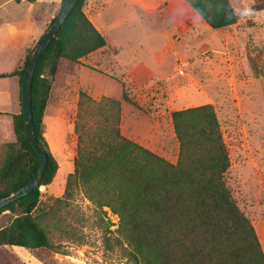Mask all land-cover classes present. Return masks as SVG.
I'll list each match as a JSON object with an SVG mask.
<instances>
[{
	"label": "trees",
	"instance_id": "16d2710c",
	"mask_svg": "<svg viewBox=\"0 0 264 264\" xmlns=\"http://www.w3.org/2000/svg\"><path fill=\"white\" fill-rule=\"evenodd\" d=\"M85 2L77 1L36 65L31 111L48 165L31 193L0 209V215H9L8 224L0 228V248L55 251L51 237L62 211L82 194L98 209L107 208L118 217L117 232L128 245L133 264H264L254 225L227 185L230 159L209 104L171 113L178 143L177 160L171 163L122 135L120 100L103 97L95 101L80 92L73 128V171L66 177L61 197L42 201L40 187L49 186L58 170L44 137L43 119L59 64L61 60L78 63L106 46L105 38L84 13ZM185 2L215 31L237 22L229 0ZM37 42L11 71L0 73V79L18 80L20 101L26 62ZM122 100L133 103L125 91ZM10 116L15 141L4 145L0 197L23 186L39 162L22 113Z\"/></svg>",
	"mask_w": 264,
	"mask_h": 264
},
{
	"label": "rangeland",
	"instance_id": "374dc122",
	"mask_svg": "<svg viewBox=\"0 0 264 264\" xmlns=\"http://www.w3.org/2000/svg\"><path fill=\"white\" fill-rule=\"evenodd\" d=\"M229 1L237 17L236 24L215 31L200 20L192 31L174 33L169 52L158 55L163 63L156 71L161 75L145 91L137 88L140 70L134 71L133 79L128 71L115 72L113 59L109 64L103 60L119 51L118 60L123 63L149 59L161 41L160 27L166 25L157 16L138 14L127 0H107L99 15L94 16L95 25L106 42L119 46L120 50L99 51L96 56L81 59L77 68L87 70V84L96 90H113L112 80H117L138 113L158 120V137L145 124L139 125L135 133L147 141L146 147L171 163L178 157L171 110L212 105L230 159L227 185L254 225L264 251V0ZM42 5L37 3L35 8ZM27 8L24 1L0 0V73L11 71L23 57V26L19 22L25 19ZM201 24L205 26L202 32ZM65 67L60 69V84L53 88L43 130L57 161L60 154L65 155L67 143L70 153L50 186L40 187L42 201L63 194L76 154L73 128L79 93L91 97L88 89L81 87L82 78L77 71L71 74ZM17 86L16 78L0 79V113L13 111L12 98ZM96 97L91 98L101 99L99 95ZM13 141L12 117L9 113L0 114V167L4 145ZM118 221L107 208L100 210L78 194L62 211L59 229L55 228L52 234L55 251L32 252L5 246L0 248V264H133L130 249L117 232ZM8 222L7 212L0 215V228Z\"/></svg>",
	"mask_w": 264,
	"mask_h": 264
},
{
	"label": "crops",
	"instance_id": "0c3cea01",
	"mask_svg": "<svg viewBox=\"0 0 264 264\" xmlns=\"http://www.w3.org/2000/svg\"><path fill=\"white\" fill-rule=\"evenodd\" d=\"M15 1L18 3H22V1H24L26 4H28L26 17L25 19H22L19 22V24L23 26L21 33V40H22L21 49L23 50V57H24L27 49L32 47V45L39 40L40 36L45 32V29L49 24V22L59 12L60 4L62 0H49L47 2H41L40 0H35L33 3L27 2L25 0H15ZM106 2L107 0H86L85 2L83 8L84 13L87 15L88 19L92 22V24L95 26L96 29L98 28L95 25L94 16L97 14L99 15L98 11L105 6ZM127 2L130 4L132 8H134L136 12H138V14H141L142 16H146L149 18H153L154 16H157L162 19V23H164L166 26L160 27L161 32L159 33V36L161 38L160 39L161 41L157 46V48L155 49V51L154 50L151 51V57L147 60H133L127 63H123L120 60H118V55H120V51H119V54L112 55L111 56L112 58H109L108 60L104 59L103 61L109 64L110 61L113 59L112 65L115 66L114 71L122 74L124 71H128L132 78L134 75V71L140 70L141 75L136 77V80L138 79L139 81V85L137 86V88L138 89L142 88L145 89V91H147L148 89L147 85L151 84L152 80H154L156 76L161 75L158 71H156L159 68H161L160 67L161 62L163 63V61H161L158 58V55L160 54L161 56H164L169 52L170 42H172V36L174 35V33H181V34L188 33L189 31H192L196 27L197 25L196 22L201 20V23H203L204 21L199 17L197 13L191 10V8L185 2V0H127ZM37 3H42L43 5L35 8V5ZM193 20L195 22H193ZM203 25L204 24H201V32L202 29L205 27ZM113 49L120 50V47L114 44L109 45L106 42V46L104 48L89 54L86 58L92 55L96 56V53L98 54L99 51H100L99 53H102L106 50H113ZM22 58H19V61ZM78 65H79L78 63L69 62L67 60H61L58 67V72L53 82L50 97L52 95L53 88L56 86V84L57 85L60 84V80L58 79L61 77V76L59 77L61 67L66 66L65 68H68L71 71V74H73L72 72L76 70L77 73L80 75L78 76L82 78L80 82L81 87L84 89H88V92L93 99L96 100L97 99L96 95H99L100 98L107 97L121 101L120 131L122 135L138 143L139 145L149 149L145 145L147 144V141L142 138L143 136L138 135L135 132L139 125L145 124L148 125L146 127L153 128L156 133V130L158 131V123H157L158 120L156 118H155L156 120H153L148 116L145 117L144 115H141L142 113H138L134 105L126 101H123L122 100L123 87L120 83H118L117 80H112V83H114L115 87H113V90L110 88L109 91L103 92L94 89L93 86H89L87 84L88 83L87 79H85L87 70H85V68L82 69L77 68ZM61 84L63 85L62 81ZM115 88L117 89V91H114ZM19 93H20V89L18 84L15 91V97L13 96L14 93L12 94L13 96L12 104L14 108L13 111L12 112L1 111V113L18 114L19 112H21V101L19 99ZM101 94H103L104 96H102ZM135 94L136 93L134 91V95ZM50 97L45 109V115H46L47 107L49 105ZM147 100L145 102H147ZM186 108H181L178 110H182ZM173 111L174 110H171L170 112L171 123H172L171 113ZM45 115H44V119H45ZM128 128H130V130H127ZM157 134L158 133H156L155 136ZM44 137L46 138L51 151L52 144L49 141L47 132H44ZM160 137L163 136L160 135ZM69 153H70L69 143H67V150L65 152V155L60 154L61 159L60 161L59 160L57 161L58 170L61 167L62 163L65 162V160L69 157Z\"/></svg>",
	"mask_w": 264,
	"mask_h": 264
},
{
	"label": "water",
	"instance_id": "95a60500",
	"mask_svg": "<svg viewBox=\"0 0 264 264\" xmlns=\"http://www.w3.org/2000/svg\"><path fill=\"white\" fill-rule=\"evenodd\" d=\"M77 1L78 0H65L53 23L43 34L42 38L37 42L26 62L21 84V113L23 116L26 135L29 139L30 144L38 154L39 162L35 172L23 186L10 194L0 197V209L10 203L20 200L24 196L31 193L39 185L41 178L47 168L48 158L46 152L38 142L33 127V118L31 111L32 79L39 59L41 58L42 54L44 53L45 49L48 47L52 39L55 37L57 31L65 21L72 8L76 5Z\"/></svg>",
	"mask_w": 264,
	"mask_h": 264
}]
</instances>
